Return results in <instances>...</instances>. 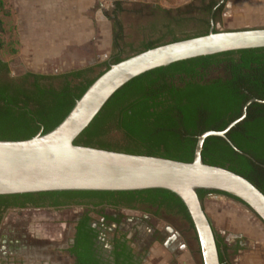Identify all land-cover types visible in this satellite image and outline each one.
<instances>
[{"label": "trees", "instance_id": "16d2710c", "mask_svg": "<svg viewBox=\"0 0 264 264\" xmlns=\"http://www.w3.org/2000/svg\"><path fill=\"white\" fill-rule=\"evenodd\" d=\"M215 1L196 0V6L192 5L189 11L177 12L189 14L194 11L202 16L198 20L208 29ZM207 33L206 30L183 39ZM177 40L181 39L173 38L169 42ZM160 44L157 41L149 42L143 50ZM120 60L116 56L111 64ZM13 69L12 63L0 58V140H23L39 131H50L66 116L75 100L105 71L85 80L82 79L84 70L52 76L25 68L14 73ZM60 77L64 82L59 86L51 82ZM250 98L264 100V48L229 51L178 61L147 71L126 83L110 98L74 143L190 162L197 135L207 130L224 129L240 116L244 103ZM113 135L120 136L119 142L122 144L113 142L110 139ZM226 136L238 151L225 139L211 136L205 139L202 147L203 162L241 175L264 194V104L252 103L245 119L230 129ZM208 193L219 192L198 190L201 202ZM219 194L240 202L225 193ZM41 198L55 202L41 206L54 208L79 205L103 210L106 206L135 208L138 203L177 208L178 213L191 223L181 200L164 189L1 195L0 202ZM59 199L63 201H56ZM21 206L24 207L18 204L10 207ZM216 244L220 263L223 264L227 247L221 238L216 239Z\"/></svg>", "mask_w": 264, "mask_h": 264}, {"label": "water", "instance_id": "95a60500", "mask_svg": "<svg viewBox=\"0 0 264 264\" xmlns=\"http://www.w3.org/2000/svg\"><path fill=\"white\" fill-rule=\"evenodd\" d=\"M255 48H264V28L218 31L211 18L205 35L160 44L110 64L53 129L46 133L39 131L23 140H0V196L164 189L175 194L185 206L199 245L201 263L221 264L215 233L197 191L230 195L249 207L263 224L264 194L241 175L205 164L202 147L205 139L213 136L225 139L238 151L227 133L246 117L251 103L264 101L248 100L240 116L224 129L197 135L190 162L78 145L74 141L110 98L135 77L178 61Z\"/></svg>", "mask_w": 264, "mask_h": 264}, {"label": "rangeland", "instance_id": "374dc122", "mask_svg": "<svg viewBox=\"0 0 264 264\" xmlns=\"http://www.w3.org/2000/svg\"><path fill=\"white\" fill-rule=\"evenodd\" d=\"M194 1L0 0V58L12 63L14 73L25 68L59 76L84 70L82 79L90 80L105 70L106 60L112 56L122 54L124 59L141 52L143 49H138L146 42L161 40L158 43L164 44L171 37L183 39L206 31L207 26L198 20L201 15L177 12L189 11L196 6ZM214 20L218 31L264 28V0H223ZM51 82L59 86L64 79ZM110 139L122 144L118 135ZM202 207L214 233L228 249L229 264H264V224L249 209L223 194L205 196ZM80 211H37L33 217L48 220L43 226L55 236L67 231ZM122 215L133 217L136 212L124 211ZM166 219L184 236L196 239L185 218ZM235 235L243 239L242 246L231 239ZM198 253L194 258L188 251L182 252L177 264H201ZM161 255L169 258L165 251L156 257Z\"/></svg>", "mask_w": 264, "mask_h": 264}, {"label": "flooded vegetation", "instance_id": "af4514ba", "mask_svg": "<svg viewBox=\"0 0 264 264\" xmlns=\"http://www.w3.org/2000/svg\"><path fill=\"white\" fill-rule=\"evenodd\" d=\"M215 2L207 31L213 13L223 0ZM213 21L215 23L214 18ZM172 39L171 37L167 41ZM146 44L148 43L144 45ZM144 45L138 50L143 49ZM116 56L123 57L122 54L110 57L106 60V66L110 65ZM216 194L219 193H208L205 196ZM56 201L62 202L63 199ZM46 203L55 202L45 198L0 202V264H177V258L182 252L188 251L194 258L199 254L198 251L200 252L197 238L184 236V232L166 222L168 216L184 219L177 208L168 209L139 203L135 208L106 206L103 210L79 205L55 208L41 206ZM13 204L24 207H10ZM36 204L38 206H34ZM66 209L81 211L74 216L67 231L55 236H51L48 227L43 226L48 220L43 222L39 219L44 218L33 217V213L37 211ZM124 211H135L136 215L124 216ZM168 226L173 229L172 232ZM215 237L219 238L216 234ZM240 238V235H235L231 239L237 241L236 245L242 246L243 239ZM162 251L169 255L168 259L163 255L156 257ZM226 254L229 255L228 249ZM227 256H224L223 264H229Z\"/></svg>", "mask_w": 264, "mask_h": 264}]
</instances>
